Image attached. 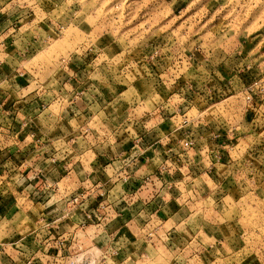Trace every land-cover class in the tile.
<instances>
[{
  "label": "rangeland",
  "instance_id": "rangeland-1",
  "mask_svg": "<svg viewBox=\"0 0 264 264\" xmlns=\"http://www.w3.org/2000/svg\"><path fill=\"white\" fill-rule=\"evenodd\" d=\"M0 71L51 152L0 264H264V0H0Z\"/></svg>",
  "mask_w": 264,
  "mask_h": 264
},
{
  "label": "crops",
  "instance_id": "crops-1",
  "mask_svg": "<svg viewBox=\"0 0 264 264\" xmlns=\"http://www.w3.org/2000/svg\"><path fill=\"white\" fill-rule=\"evenodd\" d=\"M1 74L2 72L0 71V76ZM22 76L23 75H18V77ZM18 89L19 87L17 85H12V83L10 85H3V83L0 81V189H4L3 192H0V219L2 218V213L8 212L9 214V212L12 210L13 207L6 206L9 205L8 203L15 205H17L18 203L23 204V206L27 208H35L37 205H41L43 207L42 204H47L44 203V200L47 197L42 196L39 192L34 190V194H31L30 192L27 193L28 188L30 189V185H28V181L26 182V180H24V174H26V172L28 171L29 166H32L39 157L42 158L43 155L44 157L49 156L51 152L49 151V149L33 150V147L36 146L39 140L36 138V134L29 132V123H32L34 125V120H36L37 118L31 120L28 119V112L33 104H28L30 102V100H28L29 98H26L22 95L19 96V93L22 90L18 91ZM14 95H17V97H15ZM44 97H46V95ZM44 97L39 100L40 103L43 104V109L46 108L50 110V108L55 107L53 105L54 102L49 101V97ZM17 98H20L21 100L25 98V100L14 101ZM15 110H18L20 113H22L20 122H18L16 118H14ZM35 113L36 112L34 111V114ZM22 115H24V117ZM29 139H31L30 142H32L35 146L29 145ZM46 139L49 140L48 138ZM54 139L55 136L53 135L52 140ZM60 152H63V150H60ZM80 153L82 154V152H78L76 146L73 145L70 146L67 154H64V156H67V160L69 162L72 157L74 158L72 164L69 165V168L72 169L71 172L68 173V178L74 177L78 179V175H76V166H78V168H83V165L81 163L82 161L80 160L82 159V157H84V155H81ZM79 157L80 162L79 165H77L76 163ZM92 166L93 163L91 162L83 169L88 170L90 168H93ZM35 195L39 196L36 198ZM41 215L42 213H40L39 216ZM71 219L74 222H77V219L79 218L71 216ZM11 245L0 247V250H5L4 252L7 257L9 256L10 251L14 252V254L17 253L12 250L13 248L11 247ZM13 257L14 256H12V258L10 259L12 260ZM2 258L5 257L2 256ZM2 258L0 257V263H3Z\"/></svg>",
  "mask_w": 264,
  "mask_h": 264
}]
</instances>
